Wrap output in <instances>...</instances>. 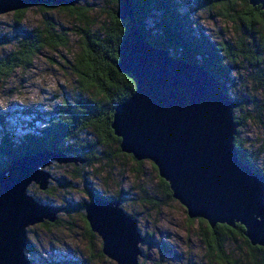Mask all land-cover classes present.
<instances>
[{
  "label": "water",
  "instance_id": "1",
  "mask_svg": "<svg viewBox=\"0 0 264 264\" xmlns=\"http://www.w3.org/2000/svg\"><path fill=\"white\" fill-rule=\"evenodd\" d=\"M82 0H0V16L46 4L72 8ZM264 11V0H249ZM116 16L130 31L118 50L117 69L131 74L137 88L119 105L111 128L120 150L137 162L149 161L191 220L245 228L253 247L264 248V176L240 159L235 145L241 123L238 105L203 66L179 60L147 39L134 12V0H119ZM86 160L46 149L14 160L0 173V264H35L26 256L28 228L55 224L63 207L43 205L29 195L36 185L47 192L53 163L79 167ZM102 253L116 264H140L145 239L138 220L119 200L96 195L85 208Z\"/></svg>",
  "mask_w": 264,
  "mask_h": 264
},
{
  "label": "trees",
  "instance_id": "2",
  "mask_svg": "<svg viewBox=\"0 0 264 264\" xmlns=\"http://www.w3.org/2000/svg\"><path fill=\"white\" fill-rule=\"evenodd\" d=\"M113 2L116 7L109 21L96 27L85 22V9L80 7L40 5L38 9L44 12L43 26L32 30L21 29L27 10L14 13L16 29L21 32L16 49L0 57V83L13 77L18 70L31 68L34 59L44 50L69 48L71 33L61 28L49 15L52 11L61 10L82 22L72 30L79 41V52L72 61L67 60L66 63L76 76L83 98L74 101L65 99L59 109L45 114L46 117L26 111L23 118L31 121L23 122L27 125V130L21 135L12 130L11 115L0 113V173L6 171L14 160L23 156L46 149L63 152L86 160L80 168L73 167L72 177L83 181L87 186L88 197L92 199L96 195H102L82 171L100 163L101 159L97 154L102 147L115 145L119 155L131 158L138 166L145 164L121 152V140L114 135L111 128L116 108L130 99L137 88V80L131 74H122L117 69L120 62L118 50L130 31V23L116 16L119 0ZM194 2L204 12L231 24L234 38L231 41L212 39L190 12H183L178 0H134V12L147 39L156 48L170 51L179 60L203 66L222 83L227 95L231 97V93L234 94L235 98L231 99L238 105L235 119L241 123L234 142L240 159L264 176V162L262 166H258L263 155L262 150L257 154L250 153L246 141L240 138L242 129L250 120L257 119L264 123V11L260 6H251L249 0ZM9 43V40H0V48ZM240 61L249 66V76L258 89L259 96L237 94L239 90L236 89L233 73L240 72ZM249 106L252 107L254 116L249 114L252 112H246ZM90 134L97 135V139H92ZM108 160L111 161L110 158ZM153 168L158 172L154 165ZM63 185H67L66 180H63ZM159 185L164 197L173 201L169 184L159 177ZM52 190L51 186L47 192ZM102 197L113 200L121 198ZM145 198L152 206H160L151 193H146ZM86 206L87 204L72 205L64 207V210L84 212ZM60 223L58 219L53 225L45 223L42 226L50 228L59 226ZM87 227L89 235L95 237L88 223ZM237 238H241L247 247L246 255L241 257H236L228 248L229 244L238 241ZM144 239L146 246L156 245L151 236L146 235ZM205 243L216 264H264V248L251 246L245 238V228L241 225L235 228L217 225L215 229L208 226ZM26 251H31L30 243Z\"/></svg>",
  "mask_w": 264,
  "mask_h": 264
},
{
  "label": "rangeland",
  "instance_id": "3",
  "mask_svg": "<svg viewBox=\"0 0 264 264\" xmlns=\"http://www.w3.org/2000/svg\"><path fill=\"white\" fill-rule=\"evenodd\" d=\"M113 3V0H82L77 7L85 9V22L96 27L109 21L116 7ZM178 3L183 12L193 15L212 39L231 41L234 38L231 24L204 12L194 0H178ZM38 8L27 9L21 29L32 30L43 26L44 12ZM14 13L0 16V40L11 42L0 48V57L16 49L21 31L16 29ZM49 15L61 28L71 33L69 48L44 50L34 59L31 68L18 70L13 77L0 83V113L11 115L12 130L19 135L27 130L23 122L31 121L23 118L26 111L46 117L52 110L59 109L65 99L74 101L83 98L76 76L66 63L67 60L72 61L79 52V41L72 30L82 22L61 10L52 11ZM239 66L240 72L233 73L239 91L234 90L238 95L259 96L258 89L250 79L249 66L243 61L239 62ZM231 97L235 98L233 93ZM246 112H252V107L249 106ZM249 114L254 116L253 112ZM1 135L0 130V138ZM90 137L96 140L98 136ZM240 138L246 141L250 153L257 154L262 150L263 155L258 164L262 166L264 123L257 119L250 120L242 129ZM97 156L101 159L100 163L85 168L82 174L102 196L121 197V207L138 220L140 233L143 237L151 236L156 244L154 247L141 244L143 256L139 258L140 264H216L205 243L208 223L191 220L179 202L164 197L158 172L151 162L144 161V165L138 166L131 158L119 155L115 145L102 147ZM73 167L53 163L47 168L55 178L51 185L53 190L50 193L43 192L38 186L32 185L28 189L29 195L43 205L63 208L89 204L92 199L86 192L87 186L82 180L73 179ZM63 180L67 183L65 187ZM146 193L154 195L160 206L149 204ZM58 219L61 221L59 226L45 228L42 226L48 223L45 222L28 228L31 251H26V256L35 264H116L103 255L101 239L96 234L95 237L89 235L85 211L64 210ZM237 239L228 248L236 257H241L246 255L247 247L241 238Z\"/></svg>",
  "mask_w": 264,
  "mask_h": 264
},
{
  "label": "bare ground",
  "instance_id": "4",
  "mask_svg": "<svg viewBox=\"0 0 264 264\" xmlns=\"http://www.w3.org/2000/svg\"><path fill=\"white\" fill-rule=\"evenodd\" d=\"M61 214V213H60ZM37 226V225H36Z\"/></svg>",
  "mask_w": 264,
  "mask_h": 264
}]
</instances>
